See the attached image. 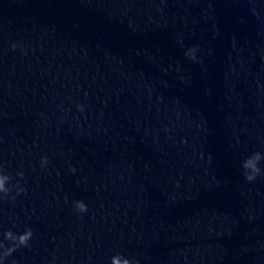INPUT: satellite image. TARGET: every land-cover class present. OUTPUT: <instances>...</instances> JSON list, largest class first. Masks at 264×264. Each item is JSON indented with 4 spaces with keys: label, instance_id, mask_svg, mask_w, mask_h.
<instances>
[{
    "label": "water",
    "instance_id": "water-1",
    "mask_svg": "<svg viewBox=\"0 0 264 264\" xmlns=\"http://www.w3.org/2000/svg\"><path fill=\"white\" fill-rule=\"evenodd\" d=\"M0 169L5 264H264V0H0Z\"/></svg>",
    "mask_w": 264,
    "mask_h": 264
},
{
    "label": "clouds",
    "instance_id": "clouds-1",
    "mask_svg": "<svg viewBox=\"0 0 264 264\" xmlns=\"http://www.w3.org/2000/svg\"><path fill=\"white\" fill-rule=\"evenodd\" d=\"M11 47L15 49L16 44H12ZM195 49H189L186 53L192 59H195ZM78 109L82 112L84 111L83 105H78ZM258 156V152L254 153ZM47 163V157L41 158V164L44 165ZM241 167L244 170L245 179L249 182L253 181L257 175L261 174V169L254 164L250 163V157L244 159L241 163ZM249 169H251L249 171ZM74 171V169H73ZM18 176L23 178V172H18ZM11 179L8 175L3 174L2 169H0V194H3L2 197H7L11 189L6 186L7 182ZM23 188L17 187V195L24 192ZM15 199V196L12 197ZM75 208L78 212L84 213L87 211V205L82 200H77L74 202ZM33 237V231L30 227H26L22 233H15L11 230H8L3 233V239H0V264H5V261L8 257L12 255L15 251L20 248L30 247L29 242ZM110 264H137L133 259H129L121 253H117L110 258Z\"/></svg>",
    "mask_w": 264,
    "mask_h": 264
}]
</instances>
